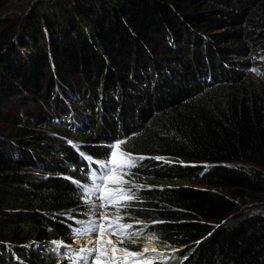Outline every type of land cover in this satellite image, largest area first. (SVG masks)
I'll use <instances>...</instances> for the list:
<instances>
[{"label": "trees", "instance_id": "1", "mask_svg": "<svg viewBox=\"0 0 264 264\" xmlns=\"http://www.w3.org/2000/svg\"><path fill=\"white\" fill-rule=\"evenodd\" d=\"M20 24L0 22V264H56L117 143L142 177L210 186L115 211L186 245L154 264H264V0H39Z\"/></svg>", "mask_w": 264, "mask_h": 264}, {"label": "snow or ice", "instance_id": "2", "mask_svg": "<svg viewBox=\"0 0 264 264\" xmlns=\"http://www.w3.org/2000/svg\"><path fill=\"white\" fill-rule=\"evenodd\" d=\"M115 148L119 150L121 148V143H117ZM121 159L118 161L117 152L112 153L111 165H105L107 168V175L101 177V183L95 186V189L100 195V199L106 203L102 205L107 207L108 204H116L119 201H124V207H128L127 202L132 201L135 198V193L131 188L117 187L110 188L109 183H118L120 185L130 184L131 181L125 180L123 177L127 173H124L122 170L125 168L131 169L136 167L137 159H144V157H133L131 154L126 152L120 153ZM155 159H163V157H155ZM120 175H117V173ZM136 187H140L137 185ZM101 218L105 221H111L108 224L109 228L113 229L114 233H119L121 239L119 241H112L111 239L104 238L105 224H93L87 231L98 232V237L95 241H89V243L94 244V247L87 249H78L80 253L87 252L91 257L90 264H154V260L145 258L144 254L151 252H157V249H149L147 246H144L142 250L131 251L129 248H120L118 244H123L127 241L129 244H133V235L135 233L129 232L133 226L132 224L119 223L122 217L119 215V212L113 216H109L107 212L101 213ZM54 244H59L60 242H53ZM111 246L110 249L108 246ZM118 252L124 253L123 256L117 255ZM72 259L71 257L69 258ZM74 264H80L79 261H75Z\"/></svg>", "mask_w": 264, "mask_h": 264}, {"label": "rangeland", "instance_id": "3", "mask_svg": "<svg viewBox=\"0 0 264 264\" xmlns=\"http://www.w3.org/2000/svg\"><path fill=\"white\" fill-rule=\"evenodd\" d=\"M37 1H39V0H0V22L4 19H6L7 23L17 21V23L19 24L18 30L21 31V24H20L21 18L33 7V5ZM3 28H4V26H3ZM1 30H3V29L1 28ZM14 37H18L17 32H16V35ZM252 75H254L260 79V76L258 75L257 72L256 73L252 72ZM0 130H1V124H0ZM184 165H187V163H184ZM217 165L218 164H216L215 166H217ZM117 175H120V173H118ZM133 179H134V181H132V184L130 183V184H128V186H134L136 189H138L140 187H141V189L148 188V187L168 188V187L181 186V185L201 187V188H210V186L208 184L204 183L201 179H195L193 181L156 180V179H152L150 177H142L139 175H134ZM137 185H139L140 187H136ZM223 191H225V190H223ZM101 195H102V193H101ZM85 202H86V204L89 205L90 209H94L96 207L94 205V203L92 201H90V199H86ZM102 203L104 205L106 202L102 200ZM119 203H120V201H119ZM248 205L252 206L254 204L252 202H249ZM115 207H117L115 204H108V206L106 208L111 209V210L107 211L109 216H111V212L114 215V213L116 211ZM149 238L155 239L156 243H158V240H160V237H158L157 235L146 234L145 239H149ZM64 239H65L64 241L70 246V249L74 250L73 244L76 242V240L73 239L72 237H68V238H64ZM53 242L54 241H52V243ZM142 242L144 243L145 241L142 240ZM134 243H137V242H134ZM43 245L47 246L46 243H43ZM121 245H123V244H121ZM157 245H159V244H157ZM54 246L56 247V249L58 251L61 250L60 249L61 247L58 244H54ZM185 247H186V245H182V246H174L173 248H166L165 249V248L159 246L160 250L157 252V254L154 257H152V255H151V257L154 260H161L166 255L174 254L177 251H179L180 249H183ZM66 248L69 249L68 247H66ZM67 249H65V250H67ZM90 260H91V257L89 256V254L87 252H84L82 259H81V263L82 264H90ZM58 263H60V262H58ZM58 263L56 262V264H58Z\"/></svg>", "mask_w": 264, "mask_h": 264}, {"label": "clouds", "instance_id": "4", "mask_svg": "<svg viewBox=\"0 0 264 264\" xmlns=\"http://www.w3.org/2000/svg\"><path fill=\"white\" fill-rule=\"evenodd\" d=\"M260 60H261V63H259V64H261V65H256V66H254V67H249L248 68V70L250 71V72H254V73H258V75L260 76V77H262V75H264V70H263V72H261L259 69H261L262 67L264 68V56H260V58H259ZM123 152H126V153H129V154H131V156H133V157H144V158H147L146 156H142V155H139V154H136V153H133V152H131V151H127V150H123ZM140 160V159H139ZM105 165H111V159H108V160H104V161H102V163H101V165L99 166V168H96L94 165H91V166H89L88 167V174H89V176H90V178L91 177H94L95 175H96V173H97V171L96 170H98V169H100V171H98V173H102V172H105L106 174H107V168L105 167ZM124 170H126V171H129L126 175H124V177L123 178H126L127 176H132V178H133V176L134 175H139V176H142L139 172H135V171H137V168H135V167H133V168H131V169H128V168H125V169H123L122 171H124ZM119 173V172H118ZM117 173V174H118ZM132 181H134V179L132 180ZM124 187H128V188H131V189H133V190H136V191H141V190H144V189H146V188H144V189H141V187L140 188H138V189H136L134 186H128V184H124ZM86 210V209H85ZM104 212H107V211H104ZM103 212V213H104ZM146 237V233H142V234H140V238H145ZM159 237V236H158ZM138 238V237H137ZM141 241V240H140ZM127 241H125V243H126ZM125 243H123V245H121V244H119L120 246L119 247H121V248H125V247H127L126 245H125ZM136 244H140V247H141V243L140 242H137ZM158 244H159V246H160V243H159V240H158ZM139 247V248H140ZM127 248H129V247H127ZM130 249V248H129ZM166 249V248H165ZM130 250H133V249H130ZM133 251H135V250H133Z\"/></svg>", "mask_w": 264, "mask_h": 264}, {"label": "bare ground", "instance_id": "5", "mask_svg": "<svg viewBox=\"0 0 264 264\" xmlns=\"http://www.w3.org/2000/svg\"><path fill=\"white\" fill-rule=\"evenodd\" d=\"M107 239H111L112 241H114L112 238H111V236L110 235H107V237H106V240ZM96 239L94 238V237H87V238H83V239H81V240H76V245H77V243H79L80 245H82V246H95L94 244H92V243H89V241H95ZM54 242H60V240H58V241H54ZM158 243H156L155 242V239H153V238H149L148 240H146L145 242H144V245L145 246H147L149 249H157V251L159 250V245H157ZM60 247H63V246H69L68 244H66V242L65 241H61L59 244H58ZM109 247V249H110V245L108 246ZM149 252H151V251H149ZM117 255H119V256H123L124 255V253H122V252H118L117 253Z\"/></svg>", "mask_w": 264, "mask_h": 264}]
</instances>
